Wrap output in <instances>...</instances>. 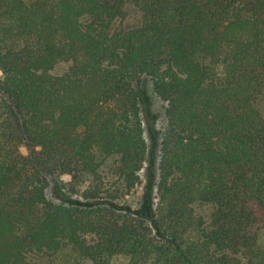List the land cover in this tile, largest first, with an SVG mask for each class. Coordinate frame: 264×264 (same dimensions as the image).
I'll return each instance as SVG.
<instances>
[{
  "label": "trees",
  "instance_id": "obj_1",
  "mask_svg": "<svg viewBox=\"0 0 264 264\" xmlns=\"http://www.w3.org/2000/svg\"><path fill=\"white\" fill-rule=\"evenodd\" d=\"M263 232L264 0H0V264H264Z\"/></svg>",
  "mask_w": 264,
  "mask_h": 264
},
{
  "label": "rangeland",
  "instance_id": "obj_2",
  "mask_svg": "<svg viewBox=\"0 0 264 264\" xmlns=\"http://www.w3.org/2000/svg\"><path fill=\"white\" fill-rule=\"evenodd\" d=\"M129 21L132 22L133 18L137 17V13L134 11L129 12ZM70 62H60L54 66L52 72L55 74H61L68 70ZM147 91L145 101L147 100L146 109H143V117L145 121V137L150 147V154L147 163L143 166L140 172V182L135 187L132 194H130L125 204L132 210H138L141 206H145L147 210H151L153 203H156V190H155V176H156V161L154 154L157 153V135L158 131H162L164 126V102H162L154 93L150 90V83H145ZM149 101V102H148ZM64 181L66 177H59ZM261 239L264 241V232L261 235ZM125 259L119 257L116 264H124Z\"/></svg>",
  "mask_w": 264,
  "mask_h": 264
}]
</instances>
